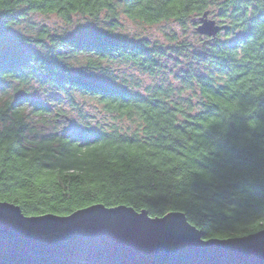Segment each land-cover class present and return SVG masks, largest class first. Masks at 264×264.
<instances>
[{
    "label": "trees",
    "instance_id": "trees-1",
    "mask_svg": "<svg viewBox=\"0 0 264 264\" xmlns=\"http://www.w3.org/2000/svg\"><path fill=\"white\" fill-rule=\"evenodd\" d=\"M206 11L230 29L196 44L117 31L121 19L194 28ZM33 16L85 21L76 35L19 32ZM44 90L71 108L89 99L100 120L59 129L66 112L51 119L27 96ZM0 201L27 216L182 212L205 239L264 229V0H0Z\"/></svg>",
    "mask_w": 264,
    "mask_h": 264
},
{
    "label": "water",
    "instance_id": "water-1",
    "mask_svg": "<svg viewBox=\"0 0 264 264\" xmlns=\"http://www.w3.org/2000/svg\"><path fill=\"white\" fill-rule=\"evenodd\" d=\"M192 23L211 39L230 29L208 11ZM0 264H264V229L205 239L182 212L151 217L93 204L66 216H27L0 201Z\"/></svg>",
    "mask_w": 264,
    "mask_h": 264
},
{
    "label": "rangeland",
    "instance_id": "rangeland-1",
    "mask_svg": "<svg viewBox=\"0 0 264 264\" xmlns=\"http://www.w3.org/2000/svg\"><path fill=\"white\" fill-rule=\"evenodd\" d=\"M210 17L212 19H215L211 15ZM83 21L85 20L76 17L74 18L73 25L68 26L61 19L55 16H33L28 21L22 22L17 28L19 32L25 35H32L40 28H45L51 33L76 35V27L82 24ZM104 25L105 24H102V27ZM117 31L118 33H121L124 36L132 38L136 41L140 39H145L149 41V43L157 42L163 45L169 44L170 38H172L173 36H176L179 40H185L187 42L196 44L199 41V36H201L196 34L195 29L190 24H186V28L184 30L180 26L170 22H163L156 25L148 26L132 23L127 19H121L120 26L118 27ZM79 59L81 60V58ZM80 62L81 61H79V63ZM111 66L113 71H115L118 75L128 73L131 74V76H133L135 79L137 78L138 80H142L146 85L151 83V80L148 77L139 74L131 66L122 65L118 63L112 64ZM22 91L23 90H20V92ZM18 95L19 92L16 93V97ZM38 95V97H36V95L27 96L33 99L40 98L41 101H44V103L51 108L52 113L49 115L51 119H54V116L57 113L56 110H63L64 112H66L64 113V115L70 118L71 122L68 124H63L60 121L58 126H56L59 129L66 128L70 132L75 134L77 128H74V124L85 123L87 121L86 119L93 120L95 118L97 120L98 118V120H100L101 115L98 116V110L95 108V105L89 99H82L80 97H77V107L71 108L65 99L63 104L57 103V98H59L60 95L53 90H44L41 91ZM84 116L85 119L82 118ZM48 122L49 124L51 123L50 121ZM50 126L52 127V123L50 124Z\"/></svg>",
    "mask_w": 264,
    "mask_h": 264
}]
</instances>
